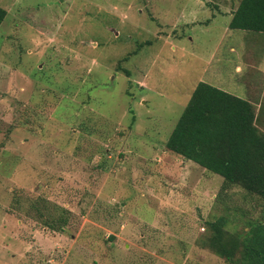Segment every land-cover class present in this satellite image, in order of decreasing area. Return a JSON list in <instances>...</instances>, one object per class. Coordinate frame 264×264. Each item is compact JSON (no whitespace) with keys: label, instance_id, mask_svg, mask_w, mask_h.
Wrapping results in <instances>:
<instances>
[{"label":"rangeland","instance_id":"obj_1","mask_svg":"<svg viewBox=\"0 0 264 264\" xmlns=\"http://www.w3.org/2000/svg\"><path fill=\"white\" fill-rule=\"evenodd\" d=\"M239 1L0 0V264H229L207 223L242 233L264 201L165 142L200 82L264 132V34L228 28Z\"/></svg>","mask_w":264,"mask_h":264},{"label":"trees","instance_id":"obj_2","mask_svg":"<svg viewBox=\"0 0 264 264\" xmlns=\"http://www.w3.org/2000/svg\"><path fill=\"white\" fill-rule=\"evenodd\" d=\"M6 16L0 7V25ZM228 28L264 34V0H240ZM256 116L250 101L200 82L165 149L220 176L224 190L236 186L264 201V132ZM58 221L62 226L67 218ZM225 225L224 217L207 223L209 235L201 246L229 264H264V222L250 221L244 232L233 234Z\"/></svg>","mask_w":264,"mask_h":264}]
</instances>
